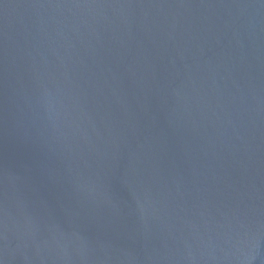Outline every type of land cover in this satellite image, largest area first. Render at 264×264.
I'll use <instances>...</instances> for the list:
<instances>
[{"label":"water","instance_id":"water-1","mask_svg":"<svg viewBox=\"0 0 264 264\" xmlns=\"http://www.w3.org/2000/svg\"><path fill=\"white\" fill-rule=\"evenodd\" d=\"M0 264H264V0H0Z\"/></svg>","mask_w":264,"mask_h":264}]
</instances>
